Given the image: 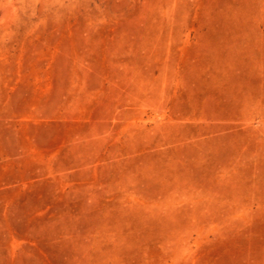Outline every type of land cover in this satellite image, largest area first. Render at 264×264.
Here are the masks:
<instances>
[{
    "label": "rangeland",
    "instance_id": "1",
    "mask_svg": "<svg viewBox=\"0 0 264 264\" xmlns=\"http://www.w3.org/2000/svg\"><path fill=\"white\" fill-rule=\"evenodd\" d=\"M0 264H264V0H0Z\"/></svg>",
    "mask_w": 264,
    "mask_h": 264
}]
</instances>
